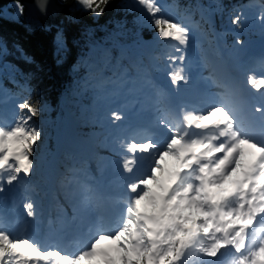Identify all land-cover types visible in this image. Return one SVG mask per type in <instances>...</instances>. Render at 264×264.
I'll use <instances>...</instances> for the list:
<instances>
[{
  "label": "snow or ice",
  "instance_id": "snow-or-ice-1",
  "mask_svg": "<svg viewBox=\"0 0 264 264\" xmlns=\"http://www.w3.org/2000/svg\"><path fill=\"white\" fill-rule=\"evenodd\" d=\"M109 2L77 0L97 16ZM137 3L148 13L157 39L175 42L179 54L166 57L173 66L170 83L189 84L184 62L195 25L165 15L160 0ZM46 5L47 0H39L42 10ZM16 8L23 13V5ZM232 23L239 25L241 15ZM212 84L219 91L207 107H182L172 119L159 121L167 132L163 140L147 132L142 138L133 132L116 139L121 169L129 177L124 207L113 220L94 222L91 238L74 254L55 241L46 245L28 235L27 221L24 234L14 235L10 226L19 219L0 208V264H216L225 253L228 264H264V137L245 123L246 101L238 84L231 78ZM247 84L264 90V74L259 79L250 74ZM17 108L11 125L0 123V193L30 180L43 136L32 122L40 115L39 102L28 97ZM254 111L264 118V104ZM109 119L119 127L125 115L113 110ZM142 161L143 171L137 172ZM79 183L81 204L91 214L92 189ZM23 208L27 218L36 219L32 201Z\"/></svg>",
  "mask_w": 264,
  "mask_h": 264
},
{
  "label": "trees",
  "instance_id": "trees-1",
  "mask_svg": "<svg viewBox=\"0 0 264 264\" xmlns=\"http://www.w3.org/2000/svg\"><path fill=\"white\" fill-rule=\"evenodd\" d=\"M62 1L73 5L72 17L62 12L55 19L57 22L34 25L24 17L25 6L20 0L0 1V91L11 94L19 103L30 97L41 108L40 115L32 121L43 132L35 150L36 168L30 180L20 186L23 190L28 185L34 186L43 198L45 161L57 149L55 134L69 121L77 137L91 149L89 156L70 148H62L58 153L59 189L54 193V212L49 208L46 214L55 221L64 211L72 217H82L75 209L79 206L70 201L73 197L67 183L73 182V177L80 182L77 174L81 171L96 176L97 169L103 167L93 154V147L107 143L104 124L105 107L109 105L105 96L125 82H138L140 75L152 79L154 74H161L165 69L163 61L171 53V41L157 39L148 13L140 10L137 0H110L99 16L77 0ZM17 3L23 5L22 14L17 11ZM161 3L165 15L195 25L197 53L202 60L220 51L218 36L222 35L227 46H231L249 35L264 32L262 27L243 29L242 17L239 25L232 23L247 3L264 11V0H161ZM260 64L264 68V63ZM101 82L102 89L97 88ZM161 107L162 119H170ZM145 133L146 130H140L137 138ZM97 148L111 151L109 145ZM88 186L92 189V204H96V190ZM61 226L62 223L58 224L60 231ZM44 237L49 239L48 232Z\"/></svg>",
  "mask_w": 264,
  "mask_h": 264
},
{
  "label": "rangeland",
  "instance_id": "rangeland-1",
  "mask_svg": "<svg viewBox=\"0 0 264 264\" xmlns=\"http://www.w3.org/2000/svg\"><path fill=\"white\" fill-rule=\"evenodd\" d=\"M160 3H161V0H160ZM140 7H141L140 10H142V11L145 10L141 5H140ZM72 12H74V8H73ZM262 14H264V11L259 10L258 6H255L252 3H250V4L247 3L245 8L243 9V12L241 13V15H242L241 17H242V19H244V22L242 24V28L245 29V30H247L249 28H252V29L261 28V27L264 28V19L261 18ZM256 30H258V29H256ZM197 34H198V32H197V30L195 28L190 32L189 45H188V49H187V52H186L187 59L184 62V64L186 65L185 75L190 76V82L187 85H185L183 82H181L179 84V86L184 89V92L182 94L185 95L186 97H191V98L194 97L192 95L193 92L195 93L194 95L199 94V89L200 88L201 89L204 88L203 87L204 83L208 84V82L212 81L210 78L207 77V76H209V74H206V71L211 73L212 70L209 71V70H207L208 68L207 69L204 68V67L201 68V62H200V59H199L198 53H197L199 40L195 39L198 36ZM174 44L175 43L171 42V45H170L171 53L169 55H178L179 54V53L175 52ZM263 50H264V32L263 33H259V34L249 35L246 39H243L241 41H236L233 45L227 46V52L225 53V57L221 58L222 55L219 56L222 59V61H221L222 72H225L227 74L226 78H233L235 76V73L231 70V66H235V67L237 66L238 67L237 71H239V72L236 73V74L239 77H243V78L246 77L247 79H248V76L250 74H255V73H258V72H260L259 74L264 73V68H259V67L257 68V67H255L254 64L250 67L251 70H250L249 73H247L244 70V68H243V66L245 64L247 65V64L250 63V61H251V60H249L250 55L253 56V55L256 54V51H258V52L262 51L263 52ZM248 52H249L250 55L249 56L247 55V57L244 60L239 62V58L245 56V54L248 53ZM259 56H260V54H259ZM163 65L165 67V72H163L160 76L163 77V78H166L168 81H170L169 77H168V71L173 66L170 65L167 62L166 57H165V59L163 61ZM177 66H179V65H177ZM209 66H210V68L214 67V66H212V63L209 64ZM201 69H203V73L200 74L197 78L193 77L194 74H196V72L200 71ZM229 71H230V73H229ZM257 79H259V78H257ZM236 80H237V78L234 81H236ZM245 81H247V80H245ZM141 85L142 84L137 85V84L132 83L131 87L140 88L139 86H141ZM169 85L171 87L170 89H172V90H174L176 88H179V86L178 87H174L172 84H169ZM253 90H255V89H253ZM126 91L127 90L124 91L123 95L121 94L122 96L119 95V96L113 97L112 102L109 101V97H108L109 95L107 94L105 96L106 97V101L105 102H108V103H106V104L110 105V103L118 102L119 101V100H117L118 97H123L125 99L128 98L129 94H131L134 91V89H133V91H128V94H125ZM217 91H219L218 88H216V87L213 88V89L211 88V91L207 92L204 95V98L214 101V99H216V98H214V93H216ZM255 91H257V90H255ZM153 92L155 93V89L153 90ZM257 96L259 98H261V99H264V90L257 91ZM147 98H148L147 96H146V98L144 97V100H146ZM165 98L166 99L169 98V93L167 91H165ZM210 103H208L206 105H203V104L198 105V104L189 103V104L183 105V107H187V108H192V107L204 108V107H207ZM18 104H19V101L15 97L11 96V94H6V93L0 91V123H5V124H8V125H11L14 122V120L16 118V115H17V112L19 111L18 108H17ZM103 104H105V103H103ZM106 104H105V106H106ZM150 106H151L150 102H147L146 106H143L142 109L139 108L137 112H135V110H133V113H134L135 117H142V115L144 113L146 115H148L147 109L149 111L150 110H154V108H152ZM105 111L107 112V114H106L107 115V119L110 120L109 119V114H110L109 108L105 107ZM128 115H129L128 117L125 116V120H123V121H127V120H129L131 118L130 116L132 114H130V111H129ZM120 122H122V121H120ZM120 122H117V123H120ZM107 123L108 124H105V125L113 128L111 131H112L113 135L116 136L114 125L111 122H107ZM129 124L127 125L126 128L119 130V132H121V134H119V137L126 135L125 133H123V131H126L127 134L129 133V128L131 126V124L130 125ZM71 125H72V123L69 121V123H67L61 130H59L55 134V137H56L57 142H58V146H57V149H56L55 153H53V154L56 155L58 150L60 148H62V144H67V145H69V146H71L73 148H76L78 150H81V151H83L85 153L87 152V149L89 148V145H87L88 147H86V146L83 147L80 144V141L78 140V137L74 133V127H72ZM116 139H117V137H115V139H113V141L115 142ZM97 149L98 150L96 152L99 155V157L101 159H103V161H105V160H120L119 155L117 154L118 153L117 148L115 149L113 147V148H111V151H105V150H102L101 148H97ZM51 161H53V159H51ZM44 166H45V164H44ZM103 167H104L103 172H105V171L107 172V171L110 170V168L108 167V165L105 162H104ZM47 169H49V167L46 164L45 170H47ZM141 171H143V165L142 166L140 165L137 168V172H141ZM122 175H125V174L123 173ZM125 178H126L125 179L126 181L129 179V177H127L126 175H125ZM71 183H72V187L74 186L76 188V190H77V192L75 191V194H78L79 193V188L77 187L76 180H74ZM117 183L120 184V181L116 182L115 190L117 188ZM121 191L123 192L122 196H121V199H122V197L124 199H126L127 198V195H126L127 189H126L125 185L121 186ZM2 193L12 194L13 197H17L18 199L22 200L23 204L25 202L32 201L34 203V205H35V210L42 209V213L41 214L37 212V216L40 215L39 216L40 217V221H42L41 220V215L42 216H47L46 215L47 212H48L47 208H48L49 205H45L43 203V199H40V198L36 199L32 189L29 187V185L26 186L24 190H23L22 186H20V185L19 186H13V187H7L6 186L5 191L2 192ZM52 203L50 205H52ZM11 207H14L15 209H18L15 206H11ZM113 207H115V205ZM123 207H122V209H123ZM22 210L25 212L23 206H22ZM4 211H6L7 213L10 211V205H8V203H6V202H5ZM109 211H108V213H109ZM108 213H106V214L103 213L102 215H106V216H105V218L104 217H102V218L107 219L108 218ZM111 213L109 215H111ZM83 216L85 217L84 211H83ZM69 219H72V218L68 217V218L65 219V224L64 225L67 228H68V226L66 225V221L69 220ZM35 221H36V219L35 220H30L29 219L28 223H30L31 226H35V224L37 225V223ZM49 221H50V219H49ZM47 223H48V227H51V224H49V222H47ZM81 226H82L81 224H80V226H78V231L81 228ZM256 227L259 228L260 226L258 227L256 225ZM33 231L37 232L38 230H33ZM65 232H66V228H65ZM39 233L41 234V231ZM77 234L79 235L78 232H77ZM21 235H23V234H21ZM88 236H89V238L87 240H85V241H83L81 238H73V239L76 240V241H74V243H75L74 247L75 248H74L73 251H71L69 249V246L65 242H63L64 241V240H62L63 238L61 239V238H58V237H50L49 240H45L43 235H40L39 237H33V238L42 239L43 242L46 245L49 244V243L52 244L53 241H55L56 244H58L60 247H65L64 248L65 251H67V252L70 251V252H72L74 254L75 252H77L80 249V247L83 246L84 243L88 242V240L92 236V233L90 232V234ZM229 259H230V254L229 253H225V255H223V256L218 258V260L216 261V264H228Z\"/></svg>",
  "mask_w": 264,
  "mask_h": 264
},
{
  "label": "bare ground",
  "instance_id": "bare-ground-1",
  "mask_svg": "<svg viewBox=\"0 0 264 264\" xmlns=\"http://www.w3.org/2000/svg\"><path fill=\"white\" fill-rule=\"evenodd\" d=\"M61 11H58L54 14V18L56 16H58L60 14ZM241 14V13H240ZM49 21V20H47ZM187 23V22H186ZM216 41H217V45L218 47L220 48V51L215 53L217 55H210L209 54V47H206V51L208 52L209 54V59L208 60H202L200 59V62H201V68H208L207 70H212L211 73H209L208 71H206V74H209L211 75L210 79L213 80H223V79H226L227 77V74L225 72H222V66H221V61H222V57H225V53L227 52V44L224 42V39L221 36H218L216 37ZM175 43V42H174ZM260 54V56H259ZM220 55L221 58L219 57ZM247 55L249 56V52L245 54V56L239 58V62H241L242 60H244ZM250 55V58L249 60L250 63L249 64H245L243 66L244 70L249 73L250 70H251V66L254 64L255 67H259L261 68V64L260 63H264V50L263 52H258L256 51V54L253 55ZM212 63V68H210L209 64ZM237 66H231V70L235 73V76L233 78H231L233 81L238 78L239 76L236 74L238 73L239 71H237ZM165 70V69H164ZM203 73V69H201L200 71H198V75L202 74ZM228 73V72H227ZM230 73V71H229ZM228 73V74H229ZM260 72L258 73H255V76L257 78H260L262 74L264 73H261L259 74ZM162 78V79H166V78H163L161 77L160 75H153V78H147V77H143L140 75L139 77V81H135V82H125L123 86H118L116 89H114L111 94L109 95V101L112 102L113 100V97L115 96H119V95H123L124 91H126L125 94H128V91H134L129 94V97L128 98H123V97H118L117 100H119L118 102H115V103H110L109 105V112L113 111V110H119L121 111L126 117H128L129 115V111H130V114H132L130 117L129 120L127 121H122L120 123H117L119 125V127H116L114 125V128H115V133H116V136L113 135L112 133V129L111 127L109 126H106L105 124H108L107 122H111L110 120L107 119V116H106V120H105V130H106V138H107V143L105 142H101L99 143V145H109V147L111 148H115L116 149V143L113 141V139H115V137H119V134H121V132H119V130L121 129H124L127 127V125L130 123L131 125H134L135 122H142L146 128L147 125H149L150 123V120H145V116L142 115L143 119L141 117H135L134 113H133V110L136 109V108H141L142 106H146V103L147 102H150L151 106L150 107H153L155 112H156V115L159 117V114H160V108H159V96L156 95L153 90L154 88H156V90L159 92V95L164 97L165 96V89L161 86V85H157L155 80L156 78ZM197 78V77H195ZM246 80L247 78L244 77ZM134 83V84H142L141 86H139L140 88H136V87H131V84ZM127 87V88H126ZM211 88H215L213 85H211V87L209 89H199V94L197 95H194L195 93L193 92L192 95L194 96L193 98H190V99H193V104L195 103H200V104H208L210 102H212V100H209V99H205L204 98V95L207 93V92H210L211 91ZM125 89V90H124ZM179 90L181 93L184 92V89L179 87ZM121 95V96H122ZM141 95V96H140ZM146 96L148 97L146 100H144V97L146 98ZM214 98H216L214 96ZM243 99L246 101V106H251L252 107H257V106H260L261 104H264V99H261L257 96V91L253 90V92L250 94V95H243ZM116 100V101H117ZM215 100V99H214ZM204 102V103H203ZM249 102H252V104H250ZM169 104V103H168ZM185 104H188L187 102L183 103V105ZM174 116V115H173ZM145 118V119H144ZM129 124V125H130ZM144 128V129H145ZM140 130L142 129H137L135 131V133L139 132ZM123 133H125L126 135H130L131 133L133 132H130L127 134L126 131H123ZM99 145H97L96 147H93L94 148V152L93 154L96 155V157L98 159H100L101 161V164L104 165V162L108 165V167L110 168L109 171H105L103 172V169L104 167H101L99 169H97L98 171H96V176H93L90 174V172L88 171H81L79 172L78 175V178L80 180V182H83V183H86L87 185H92V181L95 179V177H97L98 175L100 174H103V173H108V174H111V179H110V182L113 184V186L116 185V182H119L120 181V184L117 183V188L115 190V192L117 194H121V186L125 185L126 184V178H125V175H122L123 174V171L121 169V162L120 160H105L103 161V159H101L99 157V155L97 154V152H95V150L97 149V147H99ZM62 149H59L58 152L56 153V157L58 155V153L61 151ZM98 150V149H97ZM96 150V151H97ZM87 152L88 154L90 155L91 154V149L88 148L87 149ZM92 154V155H93ZM143 165V161L141 162V166ZM118 167V168H117ZM117 168V169H116ZM77 178V179H78ZM67 187L68 188H71V193H72V198H70V201L73 203V204H77V206L79 207H75L76 210H81V211H84V214H85V219L86 220H91L93 219L92 215L89 214L88 212H86L84 210V207L83 205L81 204V185L79 184L78 180H77V187L79 188V193L78 194H75V191L77 192L76 188L73 186L72 187V183L71 182H68L67 183ZM29 187H32L35 189L34 186H29ZM38 196H36V194L34 193V196L35 198L38 197L40 198L41 196L37 193ZM5 202L8 203V205H10V211L9 212H12L13 215H9V218H13V219H19L20 223L18 224H15L13 226H10V230L13 232L14 235H21V234H24L23 232V228H24V224L25 222L29 221L30 218H27L26 216V213L22 210V206H23V202L22 200L18 199L17 197H13L12 194H7V193H0V208H2L4 210L5 208ZM53 202V203H52ZM43 203L45 205H49L47 210V214L49 213V208L51 207H54V199L53 197L51 196L50 197V200L47 201L46 198L43 200ZM52 203V206L50 205ZM115 203V201L111 200L109 202V204L107 205V207L105 208H101L100 206L96 205V204H92L91 207H92V211L91 213L94 214L95 218L99 217L100 215H102L103 213H105L106 211L110 210L111 207L113 206V204ZM11 206H15L16 208L18 209H15L14 207H11ZM54 209H51V211L54 212ZM36 212L38 213H42V209L40 210H35ZM87 214V215H86ZM40 216V215H39ZM37 216L36 217V220H39L40 221V217ZM48 216V215H47ZM47 216H42L41 215V218L42 220L44 221V224L47 225V222H49V219L47 218ZM68 216H71L70 214H68L67 211H64L61 215H59V217L57 218V220H52L54 222V230H59L58 229V224H61L62 223V226H61V230L65 227V219L68 217ZM39 218V219H38ZM68 222V223H67ZM71 223H75L77 224L78 221L75 220V219H69L66 221V225L68 226V228L66 227V232L69 234L70 237L72 238H82L83 241L87 240L89 238L88 234H89V231H87V236L85 237H81L80 235L76 234L75 232H71V228H69V225ZM29 224V229H28V232L27 234L28 235H31L33 237H39L40 236V233L35 235L34 232L36 231H33V230H38L39 232L41 231V228H42V225H36L35 226H31L30 223ZM257 226L259 227L260 226V223L257 224ZM47 227V226H46ZM46 229H49L50 230V227H47V228H44L42 229V231L44 232Z\"/></svg>",
  "mask_w": 264,
  "mask_h": 264
},
{
  "label": "water",
  "instance_id": "water-1",
  "mask_svg": "<svg viewBox=\"0 0 264 264\" xmlns=\"http://www.w3.org/2000/svg\"><path fill=\"white\" fill-rule=\"evenodd\" d=\"M20 1L25 6L24 17L27 18L29 20V24L32 23V25L37 22H47V20L57 22L55 19L62 12H66V16L72 17L73 5L70 4V6H68V4L62 0H47V5L44 10L39 7V0ZM58 11H61L60 14L54 18V14Z\"/></svg>",
  "mask_w": 264,
  "mask_h": 264
}]
</instances>
